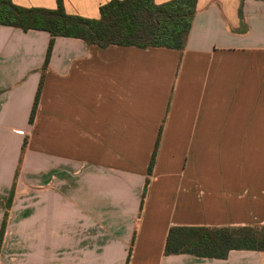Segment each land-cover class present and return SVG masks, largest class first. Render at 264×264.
<instances>
[{
    "label": "crops",
    "instance_id": "0c3cea01",
    "mask_svg": "<svg viewBox=\"0 0 264 264\" xmlns=\"http://www.w3.org/2000/svg\"><path fill=\"white\" fill-rule=\"evenodd\" d=\"M49 40L0 25V264H264L165 254L174 225L264 224V0H198L182 51L56 37L30 123Z\"/></svg>",
    "mask_w": 264,
    "mask_h": 264
},
{
    "label": "trees",
    "instance_id": "16d2710c",
    "mask_svg": "<svg viewBox=\"0 0 264 264\" xmlns=\"http://www.w3.org/2000/svg\"><path fill=\"white\" fill-rule=\"evenodd\" d=\"M198 0H110L100 6L99 18H88L68 13L64 0H56L55 8L26 7L12 0H0V25L29 31H47L50 40L42 68L43 74L30 114L33 122L44 72L48 67L56 37H76L89 45L101 48L110 45L167 47L184 50L196 14ZM240 20H243L239 8ZM162 127L151 155L148 174H152L158 154ZM150 179L145 183L140 211L148 191ZM15 183L10 192L5 217L0 229V248L3 240L8 209L12 205ZM232 250L264 252V224L262 225H174L168 232L165 254L188 253L198 257L226 259ZM129 263V258L127 264Z\"/></svg>",
    "mask_w": 264,
    "mask_h": 264
}]
</instances>
